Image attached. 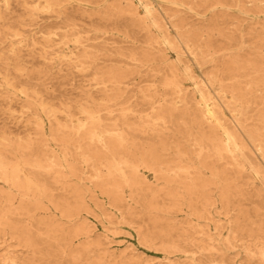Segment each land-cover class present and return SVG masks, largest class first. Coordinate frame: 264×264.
<instances>
[{"label": "bare ground", "instance_id": "bare-ground-1", "mask_svg": "<svg viewBox=\"0 0 264 264\" xmlns=\"http://www.w3.org/2000/svg\"><path fill=\"white\" fill-rule=\"evenodd\" d=\"M40 1L32 0L33 4ZM168 1L172 5H183L182 0ZM19 3L29 5L28 0H20ZM114 4L105 0L103 7L110 9L102 15L104 22L111 23L130 16L134 27L141 31L155 28L162 36L161 39L151 37L147 42L158 53V58L148 52L127 53L122 50L117 56L123 59L133 57L140 65L158 59L161 66L168 70L161 82L162 90L178 94L185 110L181 112L169 103L168 107L159 110L157 122L147 128L152 125L150 120L154 117H148V122L140 120L132 123L128 115L139 113L123 109L119 111L123 119L110 126L102 112L119 105L118 102L125 96L122 85H127L141 72H132L128 68L108 69L103 74L106 77L96 81V85L103 88L102 95L105 96L102 103L105 105H94L96 100L89 97L86 105L80 107L83 119L75 121L67 112L70 125H62L38 91L29 93L30 89L21 85L19 88L27 104L25 108L39 111L50 121L54 120L56 125H52L47 133L40 122L42 117L38 116L33 122L34 137L0 130V238H14L29 256L20 263L12 252L8 259L10 264H67L66 261L70 264H107L104 258H113L111 251L99 241H94L93 228L88 223L91 214L94 218L98 217L93 214V206L87 198L96 199L98 193L107 199L105 203H99L97 199L93 203L101 211L102 219L99 221L103 228L109 232L135 229L141 245L162 253L166 263L159 264H177L179 255L186 253L182 249V231L173 223L175 213L183 211L181 191H185L190 199L187 204L196 220L200 221L205 219L208 208L213 205L208 195L209 187L214 185L220 189L223 205H229L235 194L242 193L238 191V179L230 176L228 166H234L241 178L246 174L253 175L264 184V172L261 170L264 167V98L254 100V95L264 91V69L253 59L245 62L240 53L231 56V64H218L215 55L219 51L215 46L219 38L215 36L227 38L221 29H217L215 34L209 30L212 26L206 30L194 29L196 26L192 25L189 28L185 20H178L177 16L164 10L154 11L148 5H145L146 19L138 21V13L129 0L121 1L122 5L127 4L128 10L117 9ZM216 4L222 9L227 7L228 0H217ZM240 13L251 16L247 10ZM254 13L259 16L264 13V8L257 4ZM0 20L4 21L1 13ZM69 21L72 20H67L63 28H72L73 37L62 34L59 43L67 45L73 42L76 47L87 45L90 40L73 39L77 35V25ZM164 21L176 28L178 44L187 48L199 69L209 63L217 66L216 73H205L207 86L199 90L200 106L205 104L206 111L201 120L188 107L189 100L178 66L163 51H155L162 45L168 46L177 52L178 60L182 61L178 45L170 40L165 31ZM184 28L189 29L183 32ZM95 30L99 31L96 27ZM248 34V43L251 44L249 56L256 59L258 50L264 53V26L250 28ZM43 38L48 45L56 42L53 38ZM124 39L135 40L129 33ZM228 40L236 46L246 43L242 37V42L235 37H228ZM104 53L106 49L96 52L86 50L78 59H86V68H89L87 65L91 68ZM20 57L17 55L14 58ZM3 59L8 60L0 55V60ZM12 61L7 63L8 67ZM185 73L187 79L198 84L190 67L185 68ZM38 76H42V71L38 72ZM227 79L231 80L228 84ZM5 83V89L16 91L18 86L8 76H5ZM108 84L113 86L112 90H109ZM152 90L155 93L153 101L166 96L158 89ZM210 93H216L219 103L225 104L224 107L232 113L233 126L224 124L218 104H209L212 99ZM140 94L149 98L148 92ZM228 94L230 102H226ZM253 109L259 110L256 120L251 119L250 110ZM209 121L217 126L206 132L204 125ZM166 130L174 131L176 135H158L146 143L135 135L163 134ZM216 132H221L222 137H218ZM180 134L185 137H178ZM49 140L57 146L52 151H47L49 145L46 141ZM77 146L78 151L74 152ZM172 151L176 156L174 158H171ZM78 161L93 167L99 181L96 189H84L73 184L82 175ZM207 173L212 175L211 180L204 177ZM182 176L187 179L182 180ZM255 198L258 203L264 204V192L257 193ZM210 240L215 241L213 238ZM226 245L229 249L231 244L227 242ZM227 249H218L222 260L227 257ZM95 254L97 257L93 262ZM260 256L264 259V251ZM140 260L121 257L120 262L115 264L150 263Z\"/></svg>", "mask_w": 264, "mask_h": 264}, {"label": "rangeland", "instance_id": "rangeland-1", "mask_svg": "<svg viewBox=\"0 0 264 264\" xmlns=\"http://www.w3.org/2000/svg\"><path fill=\"white\" fill-rule=\"evenodd\" d=\"M19 1L0 0V13L4 18V21L0 20V55L8 59L0 60V130H8L24 137L29 135L34 137L33 122L38 116L42 117L40 122L45 126L47 133L50 132L52 125H56L54 120L50 121L39 111L25 108L27 104L19 88L21 85L30 89L29 93L32 90L38 91L50 110L56 113L60 124L70 125L67 112L71 113V117L75 121L82 120L84 116L81 114L80 107L86 105L89 97L96 100L94 105H105L102 103V98L105 96L102 95L103 88L97 86L96 81L103 80L106 77L103 74L108 69L128 68L132 72H141L140 75H135L127 85H122L125 96L118 102L119 105H113L110 109L102 112L101 115L108 119L107 124L110 126L123 119L119 114V111L123 109L129 110L131 113L132 111L139 113L128 115L127 118L132 123L140 120L148 122L150 120L148 117H154V120H150L152 125L147 128H151L153 123L157 122L159 110L168 107L169 103H173L181 112L185 110L178 94L172 90H162L161 82L168 74V70L161 66L162 63L158 59L140 65L133 60V57L123 59L117 56L122 50L127 53L148 52L157 57L158 53L154 52V49H151L147 44L151 37L152 39L162 38L157 29L141 31L132 25L133 20L130 16L111 23L104 22L102 15L110 9L103 7L105 0H41L39 4H33L32 0H28L29 5L27 6ZM108 1L115 3L117 9L128 10L127 4H121L122 0ZM129 2L134 5V10L138 13V21L146 19L145 5H148L154 11L164 10L170 15L177 16L178 20H185L184 22L189 24V28L192 25L196 26L193 27L194 29L206 30L212 26L209 30L215 34L217 29H221L227 38L215 36L219 38L215 46L219 51L215 55L218 58V64H231L232 57L240 53L244 56L245 62L253 59L260 68L264 69L263 51L258 50L256 59L253 56L250 57L251 44L248 43L250 28L259 29L264 26V13L259 14L260 17L253 15L257 4L264 8V0H228L227 7L222 9L217 6V0H182L183 5L181 6L172 5L168 0H129ZM241 10H247L251 16L242 15ZM7 17L9 19L5 20ZM67 20H72L69 22H74L77 25V35L73 39L86 42L90 40L87 45L76 47L73 42L67 45L59 43L63 35L73 37L71 35L72 28H63ZM164 23L170 40L178 45L177 51L181 52L182 61L178 60L177 52L168 46L162 45L155 51H163L178 66L179 74L182 77L181 82L186 88V97L189 100L188 107L191 109V113L196 114L201 120L206 115V111L205 104L200 106L202 99L199 90L207 86L205 73H216L217 66L215 63H209L199 69L187 48L178 44L179 34L176 28L168 24V21H164ZM95 27L99 31L95 30ZM189 28H184L182 31L185 32ZM127 33L135 40H125L124 37ZM44 36L53 38L56 42L48 45L44 41ZM228 37H235L237 41L241 42L242 37L246 43L236 46L234 42L228 40ZM101 49L102 51L106 49V53L91 68L90 65H87L89 68H86V59H78L86 50L96 52ZM17 55L21 57L14 58ZM11 59H13L12 64L8 67L7 63ZM186 67H190L194 71L198 84L186 78ZM19 71H23V73ZM40 71H42L41 77L38 76ZM5 76H8L18 86L16 91L11 92L5 89ZM230 81L227 79L226 83L228 84ZM108 85L109 90H112L113 86ZM152 89H158L166 96L153 101L155 93ZM141 92H148L149 98H143ZM210 94L212 99L209 104H218L224 124L229 127L233 126L232 113L224 107L225 104L219 103L216 93ZM228 96L226 102H230V95L228 94ZM263 98L264 91L254 95L256 101H261ZM258 113L259 110H250L251 119L256 120L255 115ZM169 126L174 129L171 125ZM204 126L205 131L209 132L217 125L209 121ZM173 132L166 130L163 134L139 133L135 135L141 137L146 143L158 135L173 137L176 135ZM216 135L222 137L221 132H216ZM177 136L185 137L181 134ZM49 141H46V144L49 145L47 151H52L57 146ZM77 151L78 146L74 149V152ZM171 153V158L176 157L173 151ZM78 163L82 175H79L73 184L80 185L84 189H96L99 181L95 177L93 167L80 161ZM228 168L230 176L238 179V191L242 193L235 194L229 205H223L220 201V189L214 185L209 187L208 195L211 197L213 205L208 208L205 219L196 220L187 204L190 199L185 191H181L185 194V196L181 194L180 199L183 211L175 213L173 223L182 231L184 236L182 249H185L186 253L179 255L177 264H264V259L260 256V253L264 251V204L258 203L255 198L257 193L264 192L263 181L249 174L241 178L234 166H228ZM261 170L264 172V167H261ZM204 177L208 180L212 179V175L209 173ZM181 179L186 180L187 178L182 176ZM249 179L251 180L249 181ZM96 199L99 203L107 202V199L99 193ZM96 199L87 198L93 206V214L98 217V219L94 218V215L91 214L88 223L93 228L94 241H99L104 248H109L111 251L113 258H104L107 264L120 262L121 257H127L130 260H147L150 262L149 264L166 263L160 251L149 250L141 245L135 229L109 232L103 228V224L99 221L102 219L101 211L93 205ZM210 238L218 241H211ZM227 242L231 244L229 249H227ZM157 249H160L159 246ZM218 249H227L226 259L222 260V254ZM25 251L26 249L18 245L14 238L11 239L9 236L0 238V264H10L8 259L12 252L15 253L13 256L21 263L23 259L29 257ZM248 252L253 253L254 256H250L251 254ZM134 255L136 256L134 257ZM92 257V261L95 262L97 254ZM66 263L70 264L67 261Z\"/></svg>", "mask_w": 264, "mask_h": 264}]
</instances>
